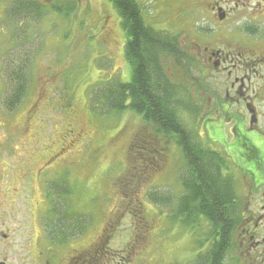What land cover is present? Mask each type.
I'll use <instances>...</instances> for the list:
<instances>
[{"label":"rangeland","instance_id":"374dc122","mask_svg":"<svg viewBox=\"0 0 264 264\" xmlns=\"http://www.w3.org/2000/svg\"><path fill=\"white\" fill-rule=\"evenodd\" d=\"M7 1L0 0V57L7 59L27 49L36 68L43 64L36 77L39 83L41 80L44 97V106L38 111L44 122V235L56 234L61 223L74 225L72 232L78 238L71 245L82 250L96 248L95 264H190L209 225L203 223L202 230L186 228L169 217L183 192L187 173L181 148L174 140L159 139V143L148 145V150H160L161 154H155L158 158L146 151L138 152L139 159L134 161L130 143L139 134L154 136V125L145 123L133 110L105 111L95 98L91 99L101 83L132 80V68L125 55L127 36L115 6L109 0H44L43 5L31 0L44 8L45 15L25 10L22 14H8L10 17L5 10ZM138 1L148 24L179 39L184 35L192 39L190 26L209 27L218 22L212 18H208L209 22L196 20L201 16L199 12L192 14L197 0ZM249 23L248 17L231 16L226 26L231 31ZM260 25L264 26V17ZM13 41L16 48L7 49ZM165 58L174 59L173 66L180 61ZM172 71L174 83L183 84L179 77L182 72L174 68ZM224 76L212 69L209 77H203L200 70H195L192 81L185 80L193 87L190 94L180 99L186 102L191 98L202 106L196 120L180 108V121L212 148L217 147L216 139L232 143L231 131L237 117L238 106L233 102L229 106L231 118L222 115L224 112L216 114L214 93L224 96ZM200 81L209 90L198 91L195 82ZM25 110L19 114L18 122L24 121ZM236 158H241L240 152ZM235 168L230 165L234 173ZM236 184L244 198L241 177L236 176ZM134 189L139 191L133 195L138 197V213L147 229L143 223L135 222L129 209H123L129 201L135 204L130 197ZM151 192L170 200L154 203ZM50 257L47 253L46 259Z\"/></svg>","mask_w":264,"mask_h":264},{"label":"flooded vegetation","instance_id":"af4514ba","mask_svg":"<svg viewBox=\"0 0 264 264\" xmlns=\"http://www.w3.org/2000/svg\"><path fill=\"white\" fill-rule=\"evenodd\" d=\"M221 7L223 20L217 15ZM193 11L201 14L196 20L217 19V25H193L192 39L184 35L179 42L205 67L203 77L212 69L226 74L224 96L214 93L216 113L230 117V103L238 106L232 143L216 139L214 148L235 165L244 194L240 196L236 186L241 200L231 203L233 222L221 264H264V0H200ZM231 16L248 17L250 23L227 30ZM203 37L206 40H200ZM24 50L10 59L0 57V264H95L93 253L71 245L77 240L74 225L65 229L66 242L56 241L58 235H44V122L38 114L44 97L36 77L43 64L36 68L29 50ZM24 109L25 119L18 122Z\"/></svg>","mask_w":264,"mask_h":264},{"label":"trees","instance_id":"16d2710c","mask_svg":"<svg viewBox=\"0 0 264 264\" xmlns=\"http://www.w3.org/2000/svg\"><path fill=\"white\" fill-rule=\"evenodd\" d=\"M109 1L117 9L121 26L127 36L125 55L132 68V80L127 83L119 80L101 83L91 99L95 98L105 111L133 110L147 123L154 125V136L139 134L130 143L129 153L134 161L135 158L139 159L140 153L145 154L146 151L158 158L155 154H161L160 150L156 147L148 150V145L159 143V139L174 140L181 148L187 173L183 178V192L169 217L186 228L200 230L201 225L207 222L208 232L205 233V240H199L200 250L197 256L203 258L202 264H221V256L228 247V229L233 222L231 203L237 201L234 180L226 172L228 161L225 155L199 141L191 130L186 129L179 115V109L183 108L195 120L199 116L202 106L199 107L191 98L186 102L180 99L186 93L190 94L193 88L185 80L192 81L195 70H200L205 75L206 69L196 64L188 51L180 46L177 37L164 34L146 23L142 5L138 0ZM18 10L20 14L26 10L40 17L43 13L45 15L43 7L35 3L18 4L10 14H16ZM167 56L176 57L180 61L175 66H170V61L165 58ZM173 68L182 72L179 77L184 81L183 84H176L171 79ZM195 85L198 91L209 90L204 82H195ZM142 160L152 161L147 158ZM156 160H153L154 169L158 167ZM134 193L138 195L139 191L134 189L130 193L135 204L132 205L129 201L123 209H129L128 213L132 214L135 222L143 223L147 229L148 226L138 213L141 210L139 202L137 203L138 197L135 195V199ZM149 196L154 203H168L170 200L167 197L160 198L157 192H151ZM124 200L126 201L125 198ZM66 227L67 224L61 223L55 232L60 240L66 239ZM96 250L94 248L82 251L93 253L95 262Z\"/></svg>","mask_w":264,"mask_h":264},{"label":"water","instance_id":"95a60500","mask_svg":"<svg viewBox=\"0 0 264 264\" xmlns=\"http://www.w3.org/2000/svg\"><path fill=\"white\" fill-rule=\"evenodd\" d=\"M219 18H220V20H223L225 18V14L223 12H220L219 13Z\"/></svg>","mask_w":264,"mask_h":264},{"label":"bare ground","instance_id":"6f19581e","mask_svg":"<svg viewBox=\"0 0 264 264\" xmlns=\"http://www.w3.org/2000/svg\"><path fill=\"white\" fill-rule=\"evenodd\" d=\"M238 30V29H237ZM50 227V226H49ZM52 237H53V235H52Z\"/></svg>","mask_w":264,"mask_h":264}]
</instances>
